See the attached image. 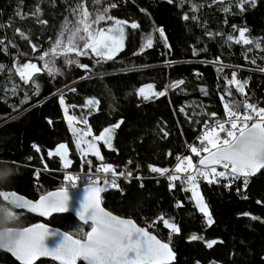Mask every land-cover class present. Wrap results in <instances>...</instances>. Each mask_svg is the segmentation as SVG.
<instances>
[{
	"label": "trees",
	"instance_id": "1",
	"mask_svg": "<svg viewBox=\"0 0 264 264\" xmlns=\"http://www.w3.org/2000/svg\"><path fill=\"white\" fill-rule=\"evenodd\" d=\"M92 1L0 0V192L36 200L62 189L66 170L108 166L121 176L101 179L111 184L102 188L103 207L167 243L171 264H264V170L239 178L226 165V176L206 179L195 168L211 133L224 143L232 132L223 123L197 138L204 126L264 113V0H107L101 31L122 41L113 56L88 49L65 63L55 55L53 70L23 78L18 66L47 54L65 21ZM66 115L96 137L113 128L112 148L99 142V156L81 161ZM59 146L69 151L68 168L51 155ZM182 154L188 169L174 166ZM172 170L197 175L208 219L190 180L165 176ZM38 223L79 241L90 229L70 215L13 211L0 198V229ZM0 264L19 263L0 251Z\"/></svg>",
	"mask_w": 264,
	"mask_h": 264
},
{
	"label": "water",
	"instance_id": "2",
	"mask_svg": "<svg viewBox=\"0 0 264 264\" xmlns=\"http://www.w3.org/2000/svg\"><path fill=\"white\" fill-rule=\"evenodd\" d=\"M229 167L230 174L249 178L264 170V123L256 121L240 131L230 144L202 155L197 167ZM101 183L50 191L36 200L15 192H0L1 200L16 212L47 220L70 215L89 225L85 239L38 223L21 229H0V251L19 264L51 261L56 264H171L172 248L132 219L105 209Z\"/></svg>",
	"mask_w": 264,
	"mask_h": 264
},
{
	"label": "rangeland",
	"instance_id": "3",
	"mask_svg": "<svg viewBox=\"0 0 264 264\" xmlns=\"http://www.w3.org/2000/svg\"><path fill=\"white\" fill-rule=\"evenodd\" d=\"M109 10L110 4L107 0H93L90 6L79 5L77 9L71 14L72 18L65 21L63 27L60 28V31L55 39L51 41V44L49 45V52L36 57V62L39 63L25 62L19 65L17 68L18 73L23 78H29L38 70L51 71L53 70V63H55L53 62L55 55L58 56L57 59H62L65 63H68L74 59V55H83V51H87L88 49H90L91 52L96 56H105L107 58L113 56L122 47V41L118 37H115L114 34H108V32L101 31V24L107 20ZM115 31L116 30H114V33H116ZM230 83L237 90V92L244 93L241 83L235 79H232ZM140 94L143 96H150L148 89H143ZM62 108L63 110H66L64 105H62ZM254 114L259 118L257 121H261L260 119L264 120L263 111L255 110ZM242 116L244 124L251 119L250 115ZM65 119L71 132L75 136L76 149L81 161H85V159L92 156H99V142H102L109 149L112 148L113 128H110L106 132V135L101 138V136H93V134L88 130H78L74 124V121L68 115L65 116ZM234 127L236 128V125L232 126V132L229 133V138L223 141L224 143H217L218 141L214 136H212L213 133H211L209 137L206 138V145L208 147L206 153L216 149L217 147L230 144V142L234 140L235 136L240 131L235 130ZM205 136H207V134ZM53 154H57L62 158L61 160L65 168L70 167L71 162L68 160L69 151L65 146H59L51 153V155ZM185 167L188 169L190 167V163L185 162ZM219 168L221 169H200L201 171H198L197 175L203 176L206 179H208V177L213 179V176L216 173L218 174V177L226 176V168L228 167L225 164H220ZM228 172L230 173V171ZM116 174L118 173L108 166H102V168L98 171H95V173L91 172L86 173L85 175L83 173L77 174L75 172L66 170L64 173V188L62 189H73L83 185L98 183L102 180L104 182V177L114 176ZM178 174L179 173L175 172L173 176ZM189 175L190 176H187L186 178L190 180V183L187 187H189L191 199L194 202L196 209L208 219V208L201 196L198 185L192 181L193 179H196L197 175H195L193 171H191ZM118 176L120 177L121 174H118ZM108 185L111 184L106 182L103 183L101 189L108 187Z\"/></svg>",
	"mask_w": 264,
	"mask_h": 264
},
{
	"label": "built area",
	"instance_id": "4",
	"mask_svg": "<svg viewBox=\"0 0 264 264\" xmlns=\"http://www.w3.org/2000/svg\"><path fill=\"white\" fill-rule=\"evenodd\" d=\"M250 117H251V119L247 123H245V124L243 122V119H242L243 116L242 115H240V116L227 117V118L223 119L220 122H214V123L207 124L206 126H204V128L202 129L200 135L197 138L204 137L209 132L218 129L220 127V125L223 124V123H226V124H229V125H232V126H235L236 125V128L234 127L235 130L242 131L243 129H246L247 127L253 125L259 119L256 116H250ZM260 120L264 123V120L263 119H260ZM174 161H175V165L174 166H178L179 169L181 168V170H184L185 169V162H184V155L183 154L182 155H175L174 156ZM195 168H197V164H196ZM174 171L175 170H172V172L169 171V172L165 173V176L168 177V178L173 177V175H174L173 172ZM177 173H179V174L178 175H175V177H179V176L180 177H183V176L184 177H187L189 175L186 172L180 173L178 171ZM117 177H119V176H117ZM104 178H111V176H106ZM187 186H188V184H187ZM62 188H64V186Z\"/></svg>",
	"mask_w": 264,
	"mask_h": 264
},
{
	"label": "bare ground",
	"instance_id": "5",
	"mask_svg": "<svg viewBox=\"0 0 264 264\" xmlns=\"http://www.w3.org/2000/svg\"><path fill=\"white\" fill-rule=\"evenodd\" d=\"M223 128V127H222ZM224 135H225V133H224ZM225 137H226V135H225ZM221 139V138H220ZM229 141V140H228ZM228 143V142H227Z\"/></svg>",
	"mask_w": 264,
	"mask_h": 264
}]
</instances>
